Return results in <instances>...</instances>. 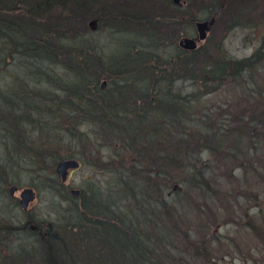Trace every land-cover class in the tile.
I'll return each mask as SVG.
<instances>
[{"label": "trees", "instance_id": "1", "mask_svg": "<svg viewBox=\"0 0 264 264\" xmlns=\"http://www.w3.org/2000/svg\"><path fill=\"white\" fill-rule=\"evenodd\" d=\"M176 1L0 0V45L9 43L17 62H27L33 77L26 89L29 105H50L46 113L29 107L39 133L54 135L53 122L61 118L69 120L72 135L93 124L134 157L127 163L126 155L116 150L118 165L101 166L113 174L103 190L90 185L72 195L56 177L46 178L47 189L67 204L56 206L54 222L30 220L38 227L34 230L2 225L13 235L28 231L36 243L29 255L18 249V264H216L226 246L224 256L230 247L238 249L227 237L200 230L199 219L214 222L212 214H221L220 207L231 209L239 197L244 198L241 213L233 222L247 221L254 202L262 208L264 100L258 97L264 96V85L258 84L256 66L264 62V37L252 54L239 60L212 54L201 59L199 47L186 51L174 45L161 61L166 40H158L159 32L160 38H173L177 32L185 36L186 25L195 30L196 17L168 14L167 9L184 6ZM230 2L222 5L230 7ZM164 24L173 28L168 35ZM96 34L118 40L127 35L120 39L126 49L109 58L98 38L93 39ZM254 73L256 89H251ZM175 81L189 82L194 91H174ZM227 84L235 88L236 103L244 105L228 99L215 107L205 98ZM3 91L0 105H19ZM20 145L26 147L22 139ZM42 151L35 148L37 158L44 156ZM236 169L242 173L235 174ZM193 197L204 206H193L195 221L181 213ZM237 224L252 234L259 231L253 221ZM191 230L195 235L185 238L177 256L174 236Z\"/></svg>", "mask_w": 264, "mask_h": 264}, {"label": "rangeland", "instance_id": "2", "mask_svg": "<svg viewBox=\"0 0 264 264\" xmlns=\"http://www.w3.org/2000/svg\"><path fill=\"white\" fill-rule=\"evenodd\" d=\"M188 1H177L176 6L184 5L182 8L179 7L181 10L173 8L167 10H169L168 14L176 12L188 13L189 15L187 17L183 16V19L189 17H196L198 21L206 20L208 17L214 19V23L210 26L205 40L198 45V49L201 50L198 56L201 59L212 54L214 56L226 55L227 58L239 60L249 56L260 46L264 37V0H231L230 7L222 5L224 0H194L190 4L187 3ZM214 3L215 9L217 8L215 12L213 10ZM163 28L164 33H166L164 35H168L167 32H171L173 29L171 26H166V24H164ZM92 30L94 32L96 29ZM184 32L185 36H191L194 33V27L186 25ZM160 34L162 33L159 32V36ZM159 36L158 40H166L163 41L160 48L161 58L159 59L161 61H165V58H168L173 53L174 45L176 46L178 41L185 37L180 36L178 32L173 38H160ZM97 38L98 42L102 43V48L109 58H112V56L117 58L126 49L125 42L122 40L128 38V36L125 35L120 38L122 40H118L117 36L109 37L107 34H96L93 36V39ZM172 41L173 45H171ZM8 44L6 42L4 45H0V90H5L8 95L13 96L19 105H0V264H18V259L22 258L18 249L20 248L29 255L30 252L36 249V243L26 230L19 231L13 235L4 231L1 227L9 224L11 227L17 228L22 226L28 219L43 225L50 221H56L54 212L56 206L65 207L67 204L58 195L54 197L52 195L53 192L49 191L45 185L47 183L45 182L46 178L48 179L52 176L56 177L58 182L59 178L54 173L56 163L69 155H74L73 158L80 162V167L69 172L68 179L65 183H62L68 192L75 189L88 190L90 185L103 190L113 177V174L108 169L102 170L101 166L118 165L116 150L122 151L124 149L119 147L116 142L109 140L113 137L107 136L105 138L97 130V126L93 124L78 127L74 132V136L78 135L81 141H71L70 135L72 134L67 131L69 125L67 122L69 120L63 121V118L53 122L57 128L54 135L45 136L46 133H39L38 127L35 128V123L29 119L31 113L29 112V107L33 106L35 108L39 106L42 109V113H46L50 105H29L31 101L26 95V89L32 85L33 77L30 76L31 72L28 65L18 63V59H16L18 57L11 55L10 49L12 48ZM172 64L170 62L168 65L171 66ZM256 71L259 73L260 82L258 84L262 86L264 85V62L256 66ZM58 72L60 71L58 70ZM255 73L253 77H249L252 78L251 81L253 82V85H250L251 89H256ZM102 81H105L104 78L101 79ZM234 81L232 79L230 82L235 83ZM173 84L172 89L179 91L182 95L189 94L192 89L194 91L193 86L189 82L175 81ZM232 88V85L227 84L214 93H206L204 88L196 89L201 93L205 92L207 94L205 98H211L210 103L212 102L211 105L215 107L220 106L218 104H224V101L228 99L233 105H244L236 103L237 95L234 94L235 88L231 90ZM239 89H237L238 92ZM261 91H264V88ZM258 99L264 100V96L258 97ZM24 100L28 105L23 104ZM194 105L198 104L195 103ZM28 112L29 114L25 116ZM49 124H52V122ZM58 124H60L59 127ZM82 131H84L83 135H81ZM20 139L24 141L26 147L20 145ZM38 145L43 150L42 152L46 154L41 159L40 156L37 158L35 152V148ZM45 149L46 151H44ZM129 153V151H122V154L126 155L124 160L127 163L134 159L132 153L127 156ZM53 157L56 160L55 163H52ZM234 173H242V171L236 169ZM12 186H16L17 190L13 195H10L9 188ZM26 187L32 188L36 196L34 201L29 204L27 210H22L18 204L19 191ZM108 200H114V198L110 197ZM243 200V197H239L236 202L232 200L234 205L229 210L220 207L221 211H219L221 214H212L215 217L212 219L214 222L210 223L208 219H199L200 230L209 229V234L212 237L216 235L225 236L232 246L240 249L230 247V252L224 256L228 249L226 246L224 254L216 264H264V229L261 230L264 226V197L260 199L263 204L262 208L258 209L256 202H254L253 208L249 211L250 218L247 221L245 220L246 222L253 221L259 225V231H256V233L253 231V234L249 230L238 227L240 226L237 224L239 222L246 224L244 219L239 218V222L232 221L237 219L236 216L241 213L239 211L241 207L239 203ZM189 202L191 206H186L183 209L184 212L181 213L185 219L195 221L197 218L194 210L196 209L193 206H195V203H199L200 207L204 208L200 204H203V202H199L197 197H193ZM205 210L207 213L210 212L208 208H205ZM228 213L234 215L230 216ZM194 228L195 225L193 230ZM194 235L195 233L191 230L174 236L177 241L176 248H174L177 256L184 250L183 241H185V238L191 239ZM196 237L199 240L197 235ZM220 253H223L221 247ZM254 259L256 262H254Z\"/></svg>", "mask_w": 264, "mask_h": 264}, {"label": "water", "instance_id": "3", "mask_svg": "<svg viewBox=\"0 0 264 264\" xmlns=\"http://www.w3.org/2000/svg\"><path fill=\"white\" fill-rule=\"evenodd\" d=\"M212 21H202L197 23V28L199 31L198 38H184L180 41L179 45L187 50H193L196 48L197 40H202L206 36V32L209 30V25ZM79 163L75 159H65L60 161L57 164V174L60 177L61 181L64 182L67 178L69 170H73L78 168ZM17 190L16 186H12L9 188L10 195H13ZM78 190H72L71 194H78ZM36 193L32 188L26 187L19 191V205L23 210H26L28 205L35 199ZM31 229H34V225H30Z\"/></svg>", "mask_w": 264, "mask_h": 264}, {"label": "bare ground", "instance_id": "4", "mask_svg": "<svg viewBox=\"0 0 264 264\" xmlns=\"http://www.w3.org/2000/svg\"><path fill=\"white\" fill-rule=\"evenodd\" d=\"M23 60H24V59H23ZM23 60H22V61H19L18 63H25V64H26L27 62H26V61H23ZM45 136H51V135H45ZM71 139H72V141H74V142H75V141L80 142V141H79L80 138L78 137V135H76V136L71 135ZM21 228L24 229V226L22 225ZM36 228H38V227L35 226L34 229H36ZM34 229H32V230H34Z\"/></svg>", "mask_w": 264, "mask_h": 264}, {"label": "flooded vegetation", "instance_id": "5", "mask_svg": "<svg viewBox=\"0 0 264 264\" xmlns=\"http://www.w3.org/2000/svg\"><path fill=\"white\" fill-rule=\"evenodd\" d=\"M28 222H30V221H29V220H26V221H25V223H28Z\"/></svg>", "mask_w": 264, "mask_h": 264}]
</instances>
